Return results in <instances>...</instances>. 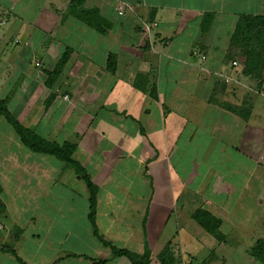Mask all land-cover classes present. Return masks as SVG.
Returning <instances> with one entry per match:
<instances>
[{
    "label": "crops",
    "instance_id": "obj_1",
    "mask_svg": "<svg viewBox=\"0 0 264 264\" xmlns=\"http://www.w3.org/2000/svg\"><path fill=\"white\" fill-rule=\"evenodd\" d=\"M243 17L264 18V0H0V99L41 137L76 145L74 158L99 187V233L137 254L147 243L151 264H161L166 247L174 264H200V250L211 260L222 252L227 264H264L252 254L264 242V80L254 83L233 53ZM153 23L146 33L144 24ZM66 52L67 63L50 79ZM100 115L97 131L102 139L113 132V144L92 145ZM13 139L16 150L23 147L17 156L9 152ZM128 143L139 152L132 147L124 159L115 151ZM24 150L0 117V225L4 216L19 231L23 261L131 264L94 236L89 190L74 169L43 154L30 160ZM134 160L154 163L148 174L159 191L141 167V174L129 172ZM172 165L177 228L185 224L187 239L154 232L162 218L165 230L170 223L172 206L161 218L156 202L159 175ZM134 178L140 184L132 188ZM203 210L220 221L215 234L197 221ZM175 240L185 241L181 257ZM0 264L19 262L0 250Z\"/></svg>",
    "mask_w": 264,
    "mask_h": 264
},
{
    "label": "rangeland",
    "instance_id": "obj_2",
    "mask_svg": "<svg viewBox=\"0 0 264 264\" xmlns=\"http://www.w3.org/2000/svg\"><path fill=\"white\" fill-rule=\"evenodd\" d=\"M86 16H88V15H86ZM254 27H256V28L253 31L252 42L249 44V42L244 41L242 39H238V40L236 39V41L234 43L235 47H234L233 53L235 54L236 58H240L241 60L245 61L244 63L247 65V69H245V72H249L252 75V77L254 78V83H257L259 80H262V79L264 80V18H263V20L261 19L259 22H256ZM39 65L40 64H38L37 66H39ZM238 108L239 109L241 108L239 110L240 113L244 112L242 105L238 106ZM246 108H248L249 110H253V108H255V103L248 101L246 103ZM101 119H102V115L99 116V118L97 119V122L94 124V126H92L91 131L89 132V135L91 134L90 137H91L92 141H93V139L96 138L92 145H94V144H98V145H94V146H99L101 144H108V143L113 144L114 143L113 132H111V134L107 137V139H105V137H104V139H102L101 138L102 133L101 132L99 133V131H97L98 130L97 124H99ZM13 141L14 142H12V144L10 145L11 148H9V150H10L9 152L12 155L17 156L18 154L21 153V151L23 150V147H20L16 150V146L20 145V144H17V140L13 139ZM124 145H120V147L115 152H118L122 157H124V159H126L127 158L126 150L131 151L132 147L136 146L137 144L128 143L129 146L127 144H124ZM126 146H128V148ZM18 151H20V152L18 153ZM26 151L24 150L21 155L25 157L26 156L25 154L27 153L28 157L26 156V158L33 160L35 158V153H33L31 151H28V152H26ZM132 151L134 153H138L139 152L138 147H133ZM165 153H166V151H165ZM110 154L111 153L109 152L108 155L110 156ZM148 161H149V159L147 160V162ZM147 162L143 163V165H140L138 162H135V160H134L133 164L129 165V167H132L133 170H129V172H132V174L135 173V175L141 174V172L137 173L138 168L141 167L142 172L144 174H147V178H148L149 182H151L153 191L157 192V191H159L158 188L156 189V186L154 185V183H152L154 177L152 178L150 176V174H151L150 172H153L155 170V166H153V164H154L153 162H151L150 164H148ZM121 168L122 167H120V166H116V174H118V172L121 173V171H120ZM146 168H148V171H145ZM162 172L163 173H161L160 175L158 174L160 177L159 180H160V182H162V186H160V188H162L161 192H162L163 196H161L160 199H158L156 202L157 204H159V206H160L159 208H161V211H160L161 213L158 212L157 216L160 215L161 218H162V216H165L166 214H164V213L167 212L166 208H168L169 205L172 206V210H170L171 217H170V221H169L170 223L167 227L168 230H165L163 228L164 224L162 222L163 221V218H162L161 222L158 221L156 223V225L158 226V229H155L154 232L155 233L162 232V234L160 233L161 239L166 238L165 233H167L168 235L169 234H172V235L176 234L177 238L187 239L188 234L185 231V224H183V225L181 224L180 229H178L177 223H176L177 222V212L180 211L179 207H178L180 205V204L178 205V199H177L178 197L172 196V194L174 192L176 193V191H174L176 189H174V188H177V186H179V180L177 181V179H176V169L172 165V168L169 172L168 171H165V172L162 171ZM148 173H150V174H148ZM122 175H126V173L120 175L122 178H125ZM155 177H156V175H155ZM170 177H171V179H169ZM132 180H133V183H135L134 185H132V188L134 186L136 187L137 185L140 184V180H137L136 178H134ZM251 185H253V182L251 183ZM139 187L140 186H138V188ZM135 191H137V189ZM175 193H174V195H175ZM111 200H113V199L110 198L109 201H111ZM116 200H122L123 202H125V199H116ZM102 201H103V199H102ZM154 201H156L155 194L153 196V202ZM109 208L110 207H108V208L106 207L103 209L104 217H106L107 223H108V219L110 218V217H108L109 213H107L108 212L107 209H109ZM204 212L207 213L209 216L213 217L210 213L203 210L202 213H204ZM207 214H205V215H207ZM205 215H201V218L204 219L205 221H207L206 219H208V217H206ZM28 216H29L28 214L25 215V217H28ZM214 219H216V218H214ZM6 221H7L6 218L3 216L1 218V224L4 226V228L0 225V227H1L0 228V250L3 248L14 250L16 253V256L14 254H12L11 252H8V253L12 254V256L14 258H16V260L21 259L23 261V259L20 257V254H18V252H17V248H16V244H15L20 240V236H18L19 231H16V230L11 231L9 226H8L9 221H7V222ZM106 224L102 223L103 229H104ZM173 225H174V231H172ZM15 229H18V228H15ZM113 233L116 234V236H120L118 234V232L115 233L114 229H113ZM12 234H13V236H12ZM184 243H185V241L183 242V244ZM183 244L180 245L179 240L178 241L175 240L174 246H176V248H177V256H179V257H181V250H185ZM197 244L198 243L196 241H194L191 245H189L187 247L188 253H189V251H192L193 249L197 248L198 246H194ZM223 249H225V248L223 247ZM197 254L199 256L201 255L200 264H227V261H225L224 256H223L224 254L222 252H219V254L217 256V260H211V258H210L211 255L207 254L204 250H200V252H197ZM18 262L20 264L19 260H18ZM244 262L246 263V261H243L241 263L238 262V264H245Z\"/></svg>",
    "mask_w": 264,
    "mask_h": 264
},
{
    "label": "trees",
    "instance_id": "obj_3",
    "mask_svg": "<svg viewBox=\"0 0 264 264\" xmlns=\"http://www.w3.org/2000/svg\"><path fill=\"white\" fill-rule=\"evenodd\" d=\"M94 11H86L84 14L89 15L88 13H93ZM88 18V16H84ZM263 18H254V17H243L236 29V33L233 37V43H235L236 39H242L244 41L252 42L253 31L256 27L255 23L259 22ZM89 22V20H88ZM93 24V22H90ZM69 59V52H66L62 55L58 65L56 66L55 70L49 74V78H53L56 75H59L64 68L65 64ZM50 102H48L49 104ZM0 117L4 118L6 122L13 128L15 133L20 139V142L30 151L38 154H43L47 156H52L57 160L65 163L67 166L74 169L75 173L78 177L86 183L88 190H89V201H90V221L93 226V234L94 236L102 243L103 246L109 248L112 252L113 258H127L131 264H151V252L147 243H145V250L142 254L134 253L130 250L119 248L115 246L113 243L105 240L103 236L98 231V226L96 224V214H97V193H98V185H96L90 178L86 168L82 166V164L74 158V152L76 151V145L72 143H64L58 144L56 142H52L46 140L45 138L38 135L32 129L27 128L23 125V123L15 116L8 108V104L6 100L0 99ZM144 133V131L142 130ZM200 211L196 215L197 221L200 225L212 234L218 230L217 227L220 225V221L214 219L213 217L209 216L207 213H202ZM207 214V215H205ZM201 215H205L208 217L205 221L201 218ZM204 217V216H203ZM4 252H11L16 256L14 250L11 249H1ZM252 254L257 256L261 260H264V242L258 243V245L254 248ZM20 264H26L21 259H18ZM159 261L161 264H174L175 258L174 255L169 247H166L164 251L159 256ZM103 262V261H102Z\"/></svg>",
    "mask_w": 264,
    "mask_h": 264
},
{
    "label": "built area",
    "instance_id": "obj_4",
    "mask_svg": "<svg viewBox=\"0 0 264 264\" xmlns=\"http://www.w3.org/2000/svg\"><path fill=\"white\" fill-rule=\"evenodd\" d=\"M118 13L121 16H125V14H126L125 9L123 7H121L120 10H118ZM155 26H156L155 23H153V24H144V28L143 29H144V31L146 33L149 34L151 32L152 28H154ZM234 64L236 65L237 62H234Z\"/></svg>",
    "mask_w": 264,
    "mask_h": 264
}]
</instances>
